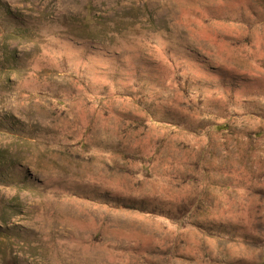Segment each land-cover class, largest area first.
<instances>
[{
  "label": "rangeland",
  "instance_id": "rangeland-1",
  "mask_svg": "<svg viewBox=\"0 0 264 264\" xmlns=\"http://www.w3.org/2000/svg\"><path fill=\"white\" fill-rule=\"evenodd\" d=\"M0 264H264V0H0Z\"/></svg>",
  "mask_w": 264,
  "mask_h": 264
},
{
  "label": "trees",
  "instance_id": "trees-1",
  "mask_svg": "<svg viewBox=\"0 0 264 264\" xmlns=\"http://www.w3.org/2000/svg\"><path fill=\"white\" fill-rule=\"evenodd\" d=\"M233 46H240L241 43L239 42H235V41H231ZM216 128L218 131H225L226 130V125L224 124H216ZM263 133H261L260 135H262ZM247 137H249V135H246ZM249 138H255V137H249ZM193 226H195L199 231L200 229L202 230V232H204L206 235L210 236L211 238H215L218 237L219 235L221 236V233L219 230H214V226L209 224L207 226H202V225H197V224H193ZM230 235V234H229ZM222 237V236H221Z\"/></svg>",
  "mask_w": 264,
  "mask_h": 264
}]
</instances>
